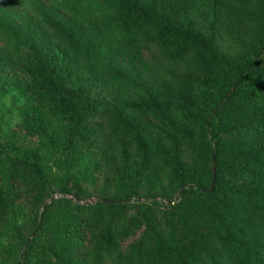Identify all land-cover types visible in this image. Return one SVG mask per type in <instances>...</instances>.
I'll return each instance as SVG.
<instances>
[{
  "label": "trees",
  "instance_id": "1",
  "mask_svg": "<svg viewBox=\"0 0 264 264\" xmlns=\"http://www.w3.org/2000/svg\"><path fill=\"white\" fill-rule=\"evenodd\" d=\"M8 91L0 264H264V0H0Z\"/></svg>",
  "mask_w": 264,
  "mask_h": 264
},
{
  "label": "rangeland",
  "instance_id": "2",
  "mask_svg": "<svg viewBox=\"0 0 264 264\" xmlns=\"http://www.w3.org/2000/svg\"><path fill=\"white\" fill-rule=\"evenodd\" d=\"M12 93L8 91L0 96V124L4 130L18 128L17 121L21 117L19 108L22 105V98H18L16 94ZM31 140L29 137H24L26 144H29ZM90 200L92 201L91 198ZM15 222L18 224L24 222V217L21 214L20 216H16Z\"/></svg>",
  "mask_w": 264,
  "mask_h": 264
},
{
  "label": "water",
  "instance_id": "3",
  "mask_svg": "<svg viewBox=\"0 0 264 264\" xmlns=\"http://www.w3.org/2000/svg\"><path fill=\"white\" fill-rule=\"evenodd\" d=\"M212 165H213V163H212ZM212 174H213V166H212ZM211 188H212V182L210 183V185H209V187H208V189L206 190V192H210V190H211ZM52 197V196H51ZM50 197V198H51ZM174 198V197H173ZM85 203H87V202H85Z\"/></svg>",
  "mask_w": 264,
  "mask_h": 264
}]
</instances>
